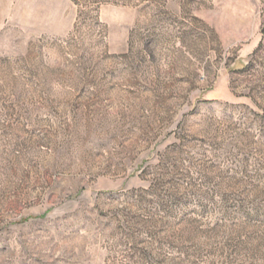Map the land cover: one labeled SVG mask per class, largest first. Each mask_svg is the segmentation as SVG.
<instances>
[{"label": "rangeland", "instance_id": "374dc122", "mask_svg": "<svg viewBox=\"0 0 264 264\" xmlns=\"http://www.w3.org/2000/svg\"><path fill=\"white\" fill-rule=\"evenodd\" d=\"M0 264H264V0H0Z\"/></svg>", "mask_w": 264, "mask_h": 264}]
</instances>
